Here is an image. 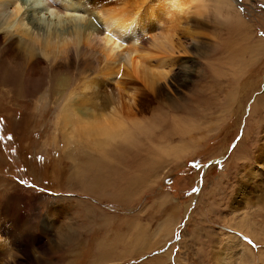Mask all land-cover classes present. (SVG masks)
<instances>
[{"label": "rangeland", "instance_id": "rangeland-1", "mask_svg": "<svg viewBox=\"0 0 264 264\" xmlns=\"http://www.w3.org/2000/svg\"><path fill=\"white\" fill-rule=\"evenodd\" d=\"M202 1L178 24L173 71L151 87L104 77L96 40L59 71L64 88L44 58L16 93L0 81V264H263L264 0H231L256 46ZM9 60L0 49V67ZM81 94L118 106L128 134L69 138L61 107Z\"/></svg>", "mask_w": 264, "mask_h": 264}, {"label": "bare ground", "instance_id": "bare-ground-1", "mask_svg": "<svg viewBox=\"0 0 264 264\" xmlns=\"http://www.w3.org/2000/svg\"><path fill=\"white\" fill-rule=\"evenodd\" d=\"M21 2H23V0H21ZM202 2V0H139V2H135V5L130 9L119 11L114 10L113 7H111L113 10L111 8L100 9L101 7L98 8L99 10H95L92 6V8H88L87 6L86 8L83 4H80V1L77 2V0H56V6L61 9L67 8L72 11L85 12V14L88 12L90 14H96L98 25L96 22L93 23L94 21H90L86 31H96L97 35L103 31L104 34L102 33V37H97L90 33L84 40L87 42L98 41V51H100L104 62L100 71L104 77H108V79L110 77V79L113 80L112 78L114 76L117 77L120 75L121 77L128 78L130 82L137 80L142 86L151 87L157 80H163V77L166 76L165 74L171 71L175 65L176 55L174 56L175 58L173 55L174 49H176V43H174V36L180 31L177 27L180 26H178L180 22L184 21L185 16L183 15L191 10L193 13L203 14L206 10V4ZM217 2L218 9L222 12V17L228 18L232 22L231 28L239 29L241 34H243V31V35L246 36L244 39L253 42V44H251L256 46V42L252 41L253 38L251 39L250 34H248L247 27H244L241 17L238 16L237 12L232 8L233 2L231 0H217ZM14 4L15 0H0V12L11 10ZM17 8H19V5H17ZM42 10L43 9H33L29 7L22 14L25 16L26 20L32 24L34 30H36L35 28L38 26L33 23V17ZM101 17L107 20H102ZM4 24L5 21L0 18V27H4ZM64 31L66 32L67 30ZM54 38L55 33L53 34V39ZM126 39L129 40V45L122 51L119 41H126ZM80 43L81 40L76 39V48H70L66 53L67 43L59 47H49L42 42L41 45L37 46L31 39V33L24 34L22 30L13 33L9 32L7 28H4V32H0V49L2 56L8 57L10 59L9 64L11 63L12 65L5 64L0 67L3 68V70L1 69L0 71V81L5 84L6 81L11 79V87L14 93H16L15 79H19V75L21 74L26 73L27 76H32L34 72L37 73L36 68L40 65L39 59H43L41 55L42 52L48 57L47 61L50 70H52V75L56 76L54 81L58 86L64 88L67 84V80L59 71L62 68L74 69L79 65L78 62L80 60L78 56L81 54ZM252 45L249 46L251 47ZM257 48L256 50H258ZM177 49L179 50V48ZM236 54L234 55L236 56ZM178 70L180 71V67ZM125 81H123V83L122 81H116L115 86L120 82L119 84H123V86L119 87L123 88ZM88 83L86 84L87 87L90 84L95 86L93 82ZM97 84H99V82ZM104 85L101 86L102 89H106ZM125 88H127L126 85ZM18 92L20 94L22 91L18 90ZM108 93L109 92H107V94ZM82 94L80 95L81 97L74 96L73 98H68L67 102L61 107V117L59 119L60 127H68L69 136L77 135V131H80L89 137L93 143L100 146L107 140L118 135L124 137L128 134V131L125 130V124L120 118V113H117L118 106L117 108L113 105L117 110L111 106L109 112L105 113L101 111L102 107H98V103L93 101V99L91 100L89 96L86 97L85 95V100L80 99L83 97ZM90 97L92 98L94 96L92 95ZM109 104H112L111 99H109ZM263 145L259 147V152L256 157L257 160L264 157ZM242 189H244V186ZM260 198L264 200V193L263 197L261 196ZM244 224L246 225V223ZM235 225L237 226V224ZM224 249L228 251L227 248H223V250ZM262 262L264 264V259Z\"/></svg>", "mask_w": 264, "mask_h": 264}, {"label": "clouds", "instance_id": "clouds-1", "mask_svg": "<svg viewBox=\"0 0 264 264\" xmlns=\"http://www.w3.org/2000/svg\"><path fill=\"white\" fill-rule=\"evenodd\" d=\"M29 7L43 9L33 17V23L38 26L35 28L36 30L22 15ZM0 18L5 21L4 27H0V32H4V28H7L9 32L13 33L19 30H22L24 34L31 33V39L37 46L42 42L49 47H59L67 43L66 53L70 48H76V39H80L82 42L90 33L99 36L96 31H86L89 22L93 21L91 17L67 8L61 9L56 6V0H23V2L15 0L11 10L0 12ZM101 19L107 20L103 17ZM54 33L55 38L53 39ZM41 55L45 60L48 59L42 52Z\"/></svg>", "mask_w": 264, "mask_h": 264}]
</instances>
